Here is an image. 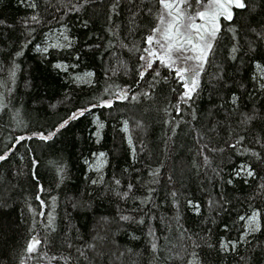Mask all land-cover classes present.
<instances>
[{
	"label": "snow or ice",
	"instance_id": "1",
	"mask_svg": "<svg viewBox=\"0 0 264 264\" xmlns=\"http://www.w3.org/2000/svg\"><path fill=\"white\" fill-rule=\"evenodd\" d=\"M17 3L25 9H30L31 14L22 18L20 24V36L13 37L10 32L0 33V56L4 57L0 60V73L5 71V65L10 61V67L7 68V79H0V88L6 89L7 93H12L13 88L8 87L10 82L16 84L17 71L19 64L16 58L24 55V49L33 47L34 51L39 53L42 58L46 59L50 55V49L57 51H69L75 53L73 59L75 63H65L64 60H58L51 66L58 72L68 74L70 68H79L82 58L81 49L78 47L76 39L71 38V29L68 26V19L72 13L85 16L89 8H95L99 4V0H17ZM257 8L260 12H257ZM236 10H243L249 13L251 17L253 13L260 15L264 13V0H259V4L252 3L249 5L248 0H111L107 4L105 24L103 32L104 37H93L86 35L84 42L83 55L92 53L93 57L97 51L104 48L101 53V59L107 56L105 61V86L95 95L87 100L86 103L69 109L64 117H61L55 124L48 127L41 126L37 130H31L27 135H10L8 140L13 141L10 145L5 144L0 149V166L7 163L13 156H16L20 146L25 148V155L28 157L30 165L31 180L36 187V195L34 199L39 203L40 210L38 215L46 218L44 229L45 237L31 236L24 247L25 256L20 259L19 264H26V260H34L36 264H53L63 261V264H97V261L103 262L106 256L110 258L107 264H113V259L119 260L125 255L124 251H115L109 253V238L106 226L112 223L108 217H102L101 220L105 225V234L101 235L97 232L92 236L91 241L83 243L79 247H75L71 240L62 243V247L68 250L67 255H49L48 252L41 251V245L47 246L49 249L56 247L54 239L57 233V215L55 212L57 196L51 195V210L47 213L45 208L49 207L42 196L46 193L43 183L40 182L39 165L40 159L35 153L31 144H25V141H39L43 145H48L50 141L63 134L65 130L73 122H78L82 118L91 116L90 124L95 128L89 133V138H95V143L99 144L103 139V131L106 127L105 120L101 116L94 113L95 109H108L109 115L105 119H116V116H123V111H116L115 105L120 103L125 109L129 103L139 104L142 100L151 101L154 93L158 90L157 84L163 81L164 85H170L171 94L176 97V103L171 106H165L163 111L168 113L174 111L179 120H163L165 128L172 133L171 136L164 133L162 142L164 151L167 152L170 142L177 135V129L181 125H187L195 132V144L197 146L196 157L202 158V163H198L194 158L192 168L199 173L201 170L211 168L212 160L209 154L223 153L226 149L234 151L236 155L251 158L250 161L240 163L235 167L233 178L225 181L227 185H232L234 179L240 180L244 185L251 186L250 181L259 180L252 197H247V210L244 215L237 214L240 224V231L237 239H227L221 237L217 242L211 241L212 228L208 229L209 240L206 245H200L194 240L192 242L193 251L189 254L191 258L187 260V264H206V256L201 255L206 247L209 251L207 257L211 256V252L215 251L217 258L221 254L225 257L229 254H238L240 245H251L250 237L255 239L257 233L264 234V176L260 175V171L264 170L260 166L264 165V117L257 120L258 111L264 110V16L256 21V26H252L251 19L245 25L246 31L244 37L250 33L254 38L246 40V51L241 53L245 45L240 43L243 38L241 36V28L235 24ZM53 21L55 24H53ZM119 21V23L117 22ZM90 19L81 18V27L87 29ZM224 23L227 27H224ZM0 28L14 30L15 25L7 23L6 20L0 19ZM47 28V31L44 29ZM143 33V34H142ZM226 36L231 39V47H222L221 37ZM139 37V40L136 39ZM107 40L106 44H102L101 40ZM39 40V42H37ZM11 49V51H9ZM226 53V55H225ZM124 55H128L130 59H134L135 67L129 68V61L123 59ZM240 59L246 62L254 69L251 77V89L241 79L237 82L231 77L229 83L228 68L238 71L229 61ZM212 72H209V69ZM162 70L166 71V75ZM118 75L131 77V83H125L123 86L108 83ZM151 75L152 80L148 82L147 90L141 87L142 82L146 81ZM93 71L78 72L70 77V82L77 87L88 86L94 87L96 81ZM205 77L207 79L205 80ZM238 88L237 91L232 89ZM205 91L209 92V98L216 93L223 101L225 96L222 93L231 92L230 97L225 103L213 104L211 108L206 109L207 123L204 127L197 129L195 122L200 119L199 109L195 107L196 102L203 96ZM262 97L260 105L255 103L256 97ZM247 97V99H246ZM5 93L0 92V110L7 109L8 105L4 103ZM65 101H69V97L65 96ZM63 102V101H62ZM70 102V101H69ZM170 103V102H169ZM252 104L251 112H241V108H247L248 104ZM230 106V107H229ZM55 108V105H50ZM185 107L189 109L190 119L183 118ZM19 109L15 110L13 119L16 120L17 126L27 127L22 120L16 119L19 116ZM115 112V114H114ZM222 116V118H217ZM239 117L238 123L232 124L230 121L233 117ZM256 123L258 134L255 137V144L259 145L260 150L242 147L245 144L249 131L248 125ZM119 131L124 133L122 138L127 143L126 155L132 161L128 167L123 168L122 175L133 169L137 174L141 169L135 168L134 165L140 160V154L148 151V143L141 139L139 148L134 142L133 127L139 131H146V125L141 120H131L130 118H122L118 121ZM132 125L133 127H130ZM243 126V127H241ZM240 129V131H237ZM226 133L227 139L224 140V147H218L214 141L219 137V133ZM245 133V134H241ZM25 155L19 156V160H25ZM108 153L104 151L92 152L89 157L83 161L84 165L90 171L95 172L96 178L86 177L90 180L91 185L104 184V168L110 163ZM164 168V161H160L157 166L147 165L146 171L148 180H140L137 175L136 181L129 180L126 187L122 186V180L113 176L112 183L115 187L110 188L112 194L116 197L117 202L128 200H139V204L133 207L128 214L122 213L119 208L117 215L113 219L117 223H123L131 226L146 225L148 228L147 235L149 239V255L152 261L158 260L160 249L156 236V229L149 221L156 217L152 214L153 208L145 209L144 206L152 205L153 196L157 192L156 185L162 183L161 173ZM212 172L216 177L221 175L222 170L212 168ZM57 175L62 183L66 175V166L60 164L56 168ZM18 176L23 175L22 170H17ZM205 175L207 172L205 171ZM168 184L173 190L168 193L171 197L172 207L176 210L179 220L180 201L177 199L178 192L175 190V181L170 173L167 177ZM59 187V184H57ZM146 195L136 196L135 192L141 190ZM50 195V193H49ZM91 195V194H89ZM227 197L223 193L218 194V199L209 196L208 207L211 224H216L217 216L221 212L226 211L225 205L229 204ZM186 206L191 208L196 215L201 214L200 204L193 202L191 199L186 201ZM87 202L76 201L72 203V208H90ZM230 211L231 209H227ZM29 211L34 212L31 205ZM36 213L34 212V215ZM139 217V218H137ZM67 219V217H65ZM236 221L233 222L235 226ZM35 225V220L33 221ZM34 230L30 229V231ZM224 230L229 231L227 223L224 224ZM187 229L181 233V237L185 238ZM199 235V234H197ZM137 237H133L136 239ZM188 240H192V236H186ZM80 239L79 236L76 237ZM203 239V237H201ZM115 247V241L112 242ZM75 247V256L72 249ZM260 249V255H264V245L257 244ZM199 249L200 251H197ZM129 253L132 249L127 250ZM255 251V248L252 249ZM166 260H183L179 254L175 256H167ZM240 260L245 264H264V261L256 257L240 256ZM151 264V261H150Z\"/></svg>",
	"mask_w": 264,
	"mask_h": 264
},
{
	"label": "trees",
	"instance_id": "2",
	"mask_svg": "<svg viewBox=\"0 0 264 264\" xmlns=\"http://www.w3.org/2000/svg\"><path fill=\"white\" fill-rule=\"evenodd\" d=\"M111 0H99L98 6L89 8L87 15L83 13H72L68 19V26L71 29V38L76 39L78 47L81 49L82 58L79 68H70L68 74L58 72L52 68V64L58 60H64L65 63H75L73 57L75 53L70 54L69 51H57L50 49V55L46 59L34 51L33 47L24 49V55L16 58V63L19 64V69L16 76V84L8 83V87L13 88L12 93H7L6 89L0 88V92L5 93L4 103L8 105L7 109L0 110V149L4 148L7 143L10 145L13 141L8 140L10 135H27L31 130H37L41 126L48 127L55 124L61 117H64L69 109H74L83 103H86L89 98L95 95L105 86L104 71L105 61L108 57L101 59V53L105 51L101 48L96 52L95 57L92 53L83 55L84 42L86 35L93 37H104L103 32L105 24V15L107 4ZM151 2V0H146ZM249 5L252 3L259 4V0H248ZM55 3V0H53ZM257 12L260 9L257 8ZM31 10L25 9L17 3V0H0V19L6 20L7 23L15 25L14 30L0 28V33L10 32L15 37L20 36L19 21L30 15ZM264 13L249 16V13L243 10H236L235 24L241 28L240 40L242 45H245L241 53L246 51V40L254 37L249 33L244 37L246 31L245 25L251 19L252 26H256L255 22L260 20ZM81 18L90 19L89 27L82 28ZM119 23V21H117ZM53 24L55 22L53 21ZM224 27L227 24L224 23ZM47 31V28L44 29ZM143 34V33H142ZM139 40V37H136ZM222 47H231L230 37L222 36ZM39 42V40H37ZM106 44L107 40L99 41ZM11 51V49H9ZM226 55V53H225ZM4 57L0 56V60ZM123 59L128 60L129 68L135 67L134 59H130L128 55H124ZM238 71L233 68H228L229 83L231 77H234L237 82L241 79L251 89L250 77L254 69L246 62L240 59L229 61ZM10 67V61L5 65V71L0 73V79H7V68ZM93 71L95 73L96 85L88 87L86 85L77 87L70 82V77L78 72ZM163 74H167L162 70ZM212 72V69H209ZM207 77H205V80ZM152 80L149 75L146 81L142 82L141 87L147 90L148 82ZM131 77L118 75L108 83H114L123 86L125 83H131ZM170 85H164L163 81L156 85L157 92L154 93L151 101L142 100L139 104L129 103L125 109L119 102L114 106L116 111H123V116H116V119H105L109 115L108 109H95L94 113L101 116L105 120L106 127L103 131V139L100 143H95V138H89V133L94 130L95 126L90 124L91 116L82 118L78 122H73L68 130H65L62 135L56 137L54 141H50L48 145H43L39 141H25V144H31L36 155L40 159L39 176L40 182L43 183L46 193L42 196L49 207L44 211L47 213L51 210L50 196H57L55 212L57 215V233L54 235L56 247L49 249L45 245H41V251L48 252L49 255H67L68 250L62 247V243L66 240H71L75 247L81 246L83 243L91 241L93 235L99 232L105 234V225L101 218L108 217L112 220L110 225L106 226L109 238V248L106 249L109 253L115 251H124L125 255L119 260L113 259V264H187L190 253L193 251V240L200 244L206 245L209 240L208 229L212 228L211 241L217 242L221 237L236 240L240 231V224L237 214L244 215L247 210V197H252L259 180L250 181L251 186L244 185L242 181L234 179L232 185H227L225 181L233 178L235 167L240 163H245L251 160L243 156H238L234 151L225 150L223 153L209 154L212 160L211 168L201 170L197 173L192 168V162L195 158L198 163H202V158L196 157L197 146L195 144V132L189 126L181 125L177 129V135L170 142L167 152L164 151L162 138L168 131L163 120H179L180 117L174 111L165 113V106H171L176 103V97L170 92ZM239 93L238 88L232 89ZM69 97V101H65V96ZM225 100H221L216 93H213L211 99L209 92L205 91L203 96L197 100L195 107L199 109L200 119L195 122V127L200 129L207 123L206 109L212 107L213 104L225 103L230 97L231 92L222 93ZM247 99V97H246ZM262 97H256L255 103L260 105ZM63 101V102H62ZM170 102V103H169ZM55 105V108L50 107ZM230 107V106H229ZM19 109V116L16 119L22 120L27 127L17 126L16 120L13 119L15 110ZM252 104L249 103L247 108H241V112H251ZM115 114V112H114ZM264 117V110L258 111L257 120ZM122 118H130L131 120H141L146 125V131H139L133 127L134 142L139 148L140 140L144 139L148 143V151L140 154V160L134 165L135 168L141 169L137 174L133 169L122 175V170L132 164V161L127 157V143L122 138L124 133L119 131L118 121ZM185 120L190 119L189 109L185 107L183 112ZM222 118V116L217 117ZM239 117H233L230 121L232 124L238 123ZM243 127V126H241ZM249 131L246 133L247 139L242 147L253 148L260 150L259 145L255 144V137L258 134L256 123L247 126ZM240 131V129H237ZM245 134V133H241ZM226 133L221 131L219 137L214 143L218 147H224V140L227 139ZM107 152L110 163L104 168V184L93 186L89 179L93 178L83 161L89 157L92 152ZM25 155V148L19 147L16 156H13L7 163L0 166V264H19L20 259L25 256L24 247L27 240L31 236H39L42 239L46 232L44 224L46 218L38 215L40 210L39 203L34 199L36 195V187L31 180L30 165L28 157L25 155V160H19V156ZM160 161H164V168L161 173L162 183L156 185V194L153 196L152 205L144 206L153 208L155 219L149 223L156 229L157 243L162 250L158 253V260L152 261L148 247L149 239L146 225L131 226L117 223L113 218L117 215V209L128 214L129 211L139 204V200H128L117 202L116 197L110 191V188L115 187L112 183L113 176L122 180V186L126 187L129 180L136 181L137 175L140 180H148L147 165L152 167L157 166ZM66 166V175L63 182L57 175L56 168L58 165ZM264 169V165L260 166ZM212 168H217L221 171V175L216 177L212 172ZM17 170H22L23 175H17ZM205 171L207 175H205ZM172 174L175 181V190L178 192L177 199L180 201L179 220L176 210L172 207L171 197L168 193L173 190L168 184L167 177ZM260 175L264 176V170L260 171ZM59 184V187H57ZM50 193V195H49ZM223 193L229 204L225 205L226 211L221 212L219 216L212 213L216 219V224H211L209 217L208 200L209 196L218 199V194ZM91 194V195H89ZM136 196L146 195L142 189L135 192ZM191 199L193 202L199 203L201 214L196 213L186 206V201ZM76 201L87 202L91 205L90 208H72V203ZM29 205L32 206L34 212L29 211ZM227 209H231L228 211ZM67 217V219L65 218ZM139 218V217H137ZM35 220V225L33 221ZM236 221L235 226L233 222ZM227 223L229 231L224 230V224ZM30 231V229H33ZM187 229L186 236H192V240L181 237V233ZM199 234V235H197ZM80 239L77 240L76 237ZM133 237H137L133 239ZM203 237V239H201ZM251 239V245H240L238 254H229L226 257L221 254L217 258L215 251L211 252V256L207 257L208 249L204 247L201 255L206 256V264H245L240 260V256L256 257L264 261V255H260V249L257 244L264 245V234L257 233L256 238ZM115 241V247H112V241ZM75 247L72 249V254L75 256ZM255 248V251L252 249ZM132 249L129 253L127 250ZM197 251H200L197 249ZM179 254L183 260H166L167 256H175ZM110 257L106 256L103 260L97 261V264H107ZM26 264H36L34 260H26ZM43 264H47L46 261ZM57 264V262H53ZM59 264H63L60 261Z\"/></svg>",
	"mask_w": 264,
	"mask_h": 264
},
{
	"label": "rangeland",
	"instance_id": "3",
	"mask_svg": "<svg viewBox=\"0 0 264 264\" xmlns=\"http://www.w3.org/2000/svg\"><path fill=\"white\" fill-rule=\"evenodd\" d=\"M76 74H77V73H76ZM74 75H75V74H74ZM87 168H88V167H87ZM88 170H89V169H88ZM89 171H90V170H89ZM90 172H92V174H93V179L96 178V175H97V174H96L95 172H93V171H90Z\"/></svg>",
	"mask_w": 264,
	"mask_h": 264
}]
</instances>
